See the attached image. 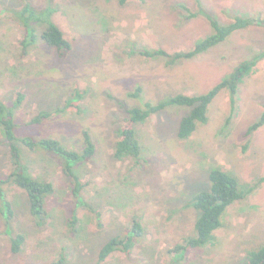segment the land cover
<instances>
[{"label":"rangeland","instance_id":"rangeland-1","mask_svg":"<svg viewBox=\"0 0 264 264\" xmlns=\"http://www.w3.org/2000/svg\"><path fill=\"white\" fill-rule=\"evenodd\" d=\"M56 7L53 20L72 42L68 56L39 39L23 58L26 29L15 10L25 5ZM206 13L221 23L248 16L264 20V0H0V99L8 106L16 92L26 99L15 110L16 133L60 139L69 148H83V132L94 137L97 152L75 171L88 185L83 202L60 159L48 151L23 147L32 172L52 181L47 199V224L39 226L30 213L25 190L10 185L7 198L15 217H0V264H96L102 245L125 234L135 218L145 232L130 254L116 252L103 264H247L248 252L264 245V182L226 211L214 243L173 251L195 234L199 212L190 199L210 187V172L222 168L247 186L264 175V126L247 135L264 111V58L240 84L236 102L222 90L210 105V120L190 138L180 139L187 107H169L139 124L142 158L114 156L118 129L127 107L178 93L202 94L231 74L243 60L264 50V23L235 31L224 42L194 58L168 66L167 57L151 58L139 48L188 51L212 34ZM142 86V94H129ZM83 97H78L79 94ZM41 123L30 121L42 110L64 107ZM11 169L9 146L0 132V180ZM90 206H93L92 209ZM77 212L78 232L70 221ZM25 235L14 253L11 239Z\"/></svg>","mask_w":264,"mask_h":264},{"label":"trees","instance_id":"trees-1","mask_svg":"<svg viewBox=\"0 0 264 264\" xmlns=\"http://www.w3.org/2000/svg\"><path fill=\"white\" fill-rule=\"evenodd\" d=\"M127 0H120L125 4ZM57 11L56 7H46L39 9L32 4L25 5L22 9L14 11L18 15L19 21L26 29V35L21 40L23 58L28 57L32 47L39 39L55 49L61 58L68 56L72 50V42L67 39L65 32L53 20V15ZM213 28L212 34L199 40L195 47L188 51H177L170 53L164 48L142 47L138 52L151 57H167L168 66L184 60L191 59L208 51L211 47L224 42L235 31L244 29L253 24H263L264 20L248 16H236L230 23H221L214 15L206 13ZM264 58V50L253 59L241 61L234 71L225 77L221 82L202 94L178 93L161 98L157 102H147L144 107L131 105L127 107V114L122 119L118 129L117 141L115 144L114 156L118 160L127 158L140 161L143 153V146L138 135L137 126L147 122L153 115L166 110L169 107H187L189 113L185 115L179 124L178 137L180 139L190 138L198 129L200 124L209 122V109L211 103L222 90L228 89L231 92V100L235 103L240 84L246 77L251 75L258 62ZM142 86H137L130 92L129 96L137 98L142 94ZM78 97H83L80 93ZM26 99V94L22 91L16 92V101L8 106L0 99V132L9 146V156L11 169L7 177L0 180V217L6 219L7 225L15 217V209L11 201L7 198V187L15 185L26 191L30 203V213L34 221L39 226L47 224L49 212L47 209V199L54 193L55 185L52 181L43 180L36 176L29 165L23 147L34 151H48L55 154L61 161L64 172L69 177L73 185V194L80 203L83 202V190L88 182L83 181L75 168L84 162L90 161L97 152V145L93 135L85 130L83 132V148L80 150L69 148L60 139L53 137L35 138L33 136H19L16 133L17 123L15 120V110L22 107ZM72 107L66 101L64 107L42 110L32 117L30 123H41L49 118L54 112H61ZM264 126V111L260 118L252 123L247 135L251 136ZM210 187L195 194L190 199V204L199 212V217L195 223V234L186 236L178 243L173 251L180 252L189 247H201L214 243L215 232L223 226L224 216L227 209L236 201L245 199L249 193L264 182V175L260 180L247 186L240 179L222 168H214L210 172ZM93 206H90L92 209ZM80 219L77 212H74L70 227L72 234L78 232ZM143 223L135 218L131 228L125 234H118L107 240L100 248L98 261L96 264H103L116 252L130 254L136 245L137 240L144 235ZM0 234L2 232L0 231ZM26 240L25 235L17 233L12 237L11 249L14 253L21 251ZM247 264H264V245L252 250L247 254ZM65 256H60L53 264H64Z\"/></svg>","mask_w":264,"mask_h":264}]
</instances>
